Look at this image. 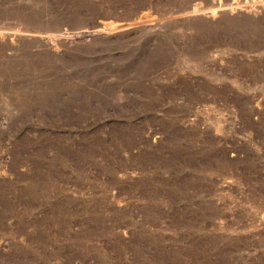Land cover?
<instances>
[{"label":"rangeland","instance_id":"obj_1","mask_svg":"<svg viewBox=\"0 0 264 264\" xmlns=\"http://www.w3.org/2000/svg\"><path fill=\"white\" fill-rule=\"evenodd\" d=\"M0 264H264V0H0Z\"/></svg>","mask_w":264,"mask_h":264}]
</instances>
